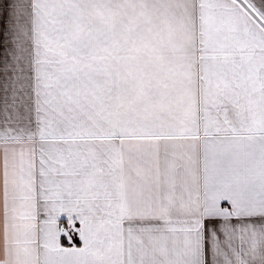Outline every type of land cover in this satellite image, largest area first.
<instances>
[{
    "label": "snow or ice",
    "instance_id": "snow-or-ice-1",
    "mask_svg": "<svg viewBox=\"0 0 264 264\" xmlns=\"http://www.w3.org/2000/svg\"><path fill=\"white\" fill-rule=\"evenodd\" d=\"M0 264H264V0H0Z\"/></svg>",
    "mask_w": 264,
    "mask_h": 264
}]
</instances>
